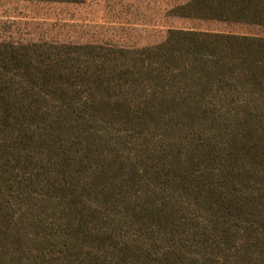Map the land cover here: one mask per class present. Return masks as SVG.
<instances>
[{"label":"rangeland","instance_id":"obj_1","mask_svg":"<svg viewBox=\"0 0 264 264\" xmlns=\"http://www.w3.org/2000/svg\"><path fill=\"white\" fill-rule=\"evenodd\" d=\"M194 1L0 0V264H264V60L214 38L264 23Z\"/></svg>","mask_w":264,"mask_h":264},{"label":"trees","instance_id":"obj_2","mask_svg":"<svg viewBox=\"0 0 264 264\" xmlns=\"http://www.w3.org/2000/svg\"><path fill=\"white\" fill-rule=\"evenodd\" d=\"M195 4L206 17L222 22L262 24L264 23V0H195ZM221 45L223 60L234 55L242 64L250 58L264 60V38L248 35H215ZM203 48L209 49L208 45Z\"/></svg>","mask_w":264,"mask_h":264}]
</instances>
